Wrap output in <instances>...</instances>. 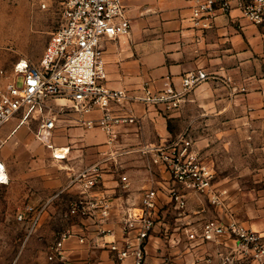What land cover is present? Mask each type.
<instances>
[{"label":"crops","instance_id":"crops-1","mask_svg":"<svg viewBox=\"0 0 264 264\" xmlns=\"http://www.w3.org/2000/svg\"><path fill=\"white\" fill-rule=\"evenodd\" d=\"M196 1L123 0L130 34L102 41L106 84L113 89L160 90L181 86L188 72H207L210 78L178 110L135 104L133 120L116 125L114 143L102 128L81 126L75 115L60 116L50 143L67 149L64 160L55 159L51 145L35 136L37 121L15 118L0 128V158L10 178L0 183V221L17 220L28 204L43 205L40 232L49 233L58 222L60 231L75 232L64 247L69 264H120L102 243L99 210L95 217L69 214L72 201L82 196L79 184L71 182L74 174L118 149L129 152L104 165L100 183L88 196L107 198L112 205L107 227L121 238L126 209L138 210L145 191L158 190L156 226L147 245L152 263L168 256L175 264H218L222 254L235 249L234 240L224 236L201 244L184 230L208 219L227 222L229 213L264 236V27L234 8L201 29L192 20ZM100 117V111L90 115ZM183 132L193 140L200 164L213 174L212 188L223 193L224 208L213 204L209 194L178 183L166 168L154 166L151 173L140 164L139 158L146 157L140 147L172 141ZM173 191L185 195L186 208L177 207Z\"/></svg>","mask_w":264,"mask_h":264},{"label":"built area","instance_id":"built-area-1","mask_svg":"<svg viewBox=\"0 0 264 264\" xmlns=\"http://www.w3.org/2000/svg\"><path fill=\"white\" fill-rule=\"evenodd\" d=\"M62 5L60 25L52 33L40 62L35 64L22 59L15 64L13 76L0 80V128L15 118L29 124L35 120L39 124L35 136L51 145L60 116L75 115L81 126L102 128L114 143L116 125L133 120L135 104L178 110L188 96L210 78L207 72L198 70L188 72L181 86L170 85L160 90L146 87L140 93L110 88L106 84L108 72L102 41L130 34L132 22L123 0H63ZM234 8L240 9L242 16L253 24L264 27V0H197L192 8V20L196 26L207 30L219 14H228ZM262 95L264 98V86ZM95 111L101 112L98 120L90 118ZM51 147L55 159L67 157V149ZM139 151L149 156L152 163L166 168L184 187L200 194L207 193L213 204L225 207L223 193L213 190V174L200 164L187 132L163 144L143 145ZM126 152L129 150L117 149L74 174L71 182L79 184L82 196L72 201L69 214L95 217L99 210L102 243L120 264H175L168 256L152 263L147 250L156 226L157 189L145 191L138 210L126 209L121 218V238H117L115 229L107 227L112 221V205L107 198L88 196V192L100 183L104 165L110 161L116 163ZM9 182L7 166L0 158V183ZM172 196L177 207L186 208L184 194L173 191ZM44 211L43 205L28 204L19 212L17 220L26 223L32 233L41 223ZM184 231L189 240L201 244L218 241L224 236L234 240L235 249L222 254L218 264H264V236L240 223L232 213L227 222L208 219L200 227H186ZM74 235L72 228L58 232L49 259L69 264L64 247ZM108 235L114 239L105 240Z\"/></svg>","mask_w":264,"mask_h":264},{"label":"rangeland","instance_id":"rangeland-1","mask_svg":"<svg viewBox=\"0 0 264 264\" xmlns=\"http://www.w3.org/2000/svg\"><path fill=\"white\" fill-rule=\"evenodd\" d=\"M62 1L0 0V80L13 76L15 64L22 59L40 62L52 33L60 25ZM139 162L151 173L158 166L147 156ZM249 184L246 179L245 185ZM41 223L30 233L27 224L19 220L0 221V264H59L49 259L50 248L60 232L59 222L50 227L49 233L38 230L43 229Z\"/></svg>","mask_w":264,"mask_h":264}]
</instances>
